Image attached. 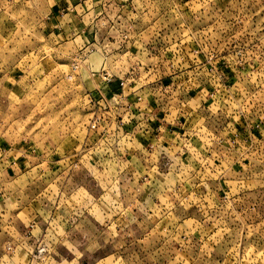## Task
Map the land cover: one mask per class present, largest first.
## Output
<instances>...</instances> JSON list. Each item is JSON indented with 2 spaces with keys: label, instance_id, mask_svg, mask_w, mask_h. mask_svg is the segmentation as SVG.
<instances>
[{
  "label": "rangeland",
  "instance_id": "rangeland-1",
  "mask_svg": "<svg viewBox=\"0 0 264 264\" xmlns=\"http://www.w3.org/2000/svg\"><path fill=\"white\" fill-rule=\"evenodd\" d=\"M0 264H264V0H0Z\"/></svg>",
  "mask_w": 264,
  "mask_h": 264
},
{
  "label": "built area",
  "instance_id": "built-area-1",
  "mask_svg": "<svg viewBox=\"0 0 264 264\" xmlns=\"http://www.w3.org/2000/svg\"><path fill=\"white\" fill-rule=\"evenodd\" d=\"M99 80L103 84V89L96 88L95 90H93V92H87L85 94L88 100V105L91 106L90 115L92 116V121L88 125L89 133H91V139H89V146H91V148H89V150L95 155L99 154L100 158L98 159V161H100V159H102L103 161L108 160L112 163L113 166L120 168L121 163H123L128 156V152L125 149L121 148L116 139L120 137V135H124V132L119 128V125H117V119H107L105 120V122L102 121V124H100V121L103 118L101 119L99 117V103L101 101H105L104 103L106 108H112V106L116 104L115 102H113V100L116 98V94H114L115 91L113 90L112 92L111 90V86L114 83V80L112 84H110L112 80L111 76L108 74L100 76ZM117 84L118 89L124 87L123 82H118ZM103 92L109 94V96L107 97V95L103 94ZM92 93H96L98 98L96 99L93 96L91 98L90 96ZM99 98L101 99L98 102L97 100ZM116 125L118 126V130H115Z\"/></svg>",
  "mask_w": 264,
  "mask_h": 264
},
{
  "label": "crops",
  "instance_id": "crops-1",
  "mask_svg": "<svg viewBox=\"0 0 264 264\" xmlns=\"http://www.w3.org/2000/svg\"><path fill=\"white\" fill-rule=\"evenodd\" d=\"M66 3H68V2H64V4H66ZM54 23V22H53ZM69 29V28H68ZM111 90H112V92H113V90H114V88H113V86H111ZM105 91V90H104Z\"/></svg>",
  "mask_w": 264,
  "mask_h": 264
}]
</instances>
